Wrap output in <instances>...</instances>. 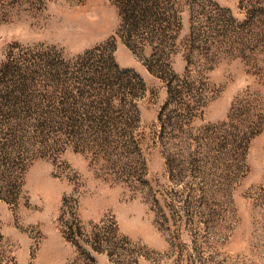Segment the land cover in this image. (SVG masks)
<instances>
[{
	"label": "trees",
	"instance_id": "obj_1",
	"mask_svg": "<svg viewBox=\"0 0 264 264\" xmlns=\"http://www.w3.org/2000/svg\"><path fill=\"white\" fill-rule=\"evenodd\" d=\"M110 1L125 43L146 53L147 71L167 89L158 120L172 188L164 194L163 205L154 199L155 208L162 223L169 220L166 212L177 207L191 224L205 218L204 225L210 228L223 218L226 207L223 202V208L212 210L210 201L224 195L237 178L259 125L224 122L193 134L190 124L211 97L204 73L229 59H241L253 68L264 61V0H240L242 19L214 0ZM185 10L188 29L179 40ZM40 46L14 44L0 68V93L10 86L0 96V126L5 128L0 129V169L5 174L0 171V178L9 180L15 169L73 147L105 163L113 181L138 188L144 175L139 174L142 149L136 135L139 102L146 93L141 75L117 65L114 45L100 44L72 57L55 47L32 52ZM14 47L24 56L14 53ZM178 55L184 61L181 74L173 67ZM36 77L42 79L39 94L32 90ZM243 115L251 118L250 110ZM65 229L66 239L77 250L85 244L107 253L113 264H139V251L110 226L86 235L75 224L65 223ZM84 254L89 262L81 263L91 264L90 253Z\"/></svg>",
	"mask_w": 264,
	"mask_h": 264
},
{
	"label": "rangeland",
	"instance_id": "obj_2",
	"mask_svg": "<svg viewBox=\"0 0 264 264\" xmlns=\"http://www.w3.org/2000/svg\"><path fill=\"white\" fill-rule=\"evenodd\" d=\"M214 1L243 18L240 0ZM182 16L179 40L188 29L186 10ZM119 23L110 0H0V68L14 44L42 45L32 52L55 47L68 57L100 44L114 45L117 65L139 73L146 85L136 130L143 184L129 189L113 181L105 163L73 147L56 157L37 158L23 170L15 169L11 179L0 178V264H77L86 260L84 252L90 253L91 264H113L107 253L88 245L77 250L66 239L65 223L81 227L85 235L104 225L116 229L120 238L126 237L139 251V264H264V61L253 68L241 59H229L203 74L211 97L202 115L190 124L191 133L224 122L259 125L237 178L224 195L210 201L212 210H220L225 202L223 218L208 228L205 218L191 224L174 207L166 212L169 220L162 223L154 199L163 205L164 194L172 188L158 120L167 89L147 71L146 53L125 43ZM20 50L13 48L23 57ZM173 67L177 74L183 72L180 55ZM36 79L32 90L39 94L42 79ZM9 88L2 87L0 96ZM247 110L251 118L244 117Z\"/></svg>",
	"mask_w": 264,
	"mask_h": 264
}]
</instances>
